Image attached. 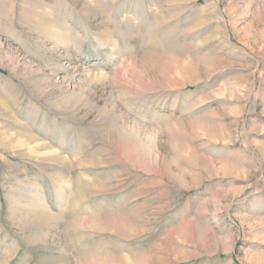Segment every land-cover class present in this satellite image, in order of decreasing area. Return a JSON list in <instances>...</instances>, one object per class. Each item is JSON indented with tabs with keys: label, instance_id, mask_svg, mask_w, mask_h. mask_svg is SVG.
Returning a JSON list of instances; mask_svg holds the SVG:
<instances>
[{
	"label": "rangeland",
	"instance_id": "1",
	"mask_svg": "<svg viewBox=\"0 0 264 264\" xmlns=\"http://www.w3.org/2000/svg\"><path fill=\"white\" fill-rule=\"evenodd\" d=\"M0 264H264V0H0Z\"/></svg>",
	"mask_w": 264,
	"mask_h": 264
}]
</instances>
